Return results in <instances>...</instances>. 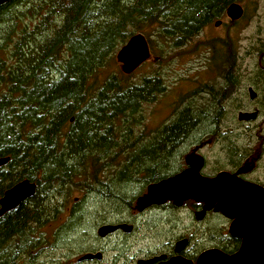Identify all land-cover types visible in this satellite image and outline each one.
Masks as SVG:
<instances>
[{
  "label": "trees",
  "instance_id": "trees-1",
  "mask_svg": "<svg viewBox=\"0 0 264 264\" xmlns=\"http://www.w3.org/2000/svg\"><path fill=\"white\" fill-rule=\"evenodd\" d=\"M235 1L9 0L0 5V159L8 158L0 167V197L24 179L35 184L29 199L0 217V264L30 258L46 242L39 230L57 218L69 192L91 188L101 178L96 174L102 163L84 158L116 150L117 115L147 102L151 81L146 78L139 84L122 81L127 76L97 78L114 53L134 34L149 30L162 45L180 44L183 34L203 28ZM181 117L166 136L169 143L191 128ZM161 143L139 155L142 167L164 170L171 149ZM253 146L229 145L227 155L235 159L239 149H257L262 162L264 146ZM95 191L98 200L114 201L111 193L100 194L101 185Z\"/></svg>",
  "mask_w": 264,
  "mask_h": 264
},
{
  "label": "flooded vegetation",
  "instance_id": "flooded-vegetation-1",
  "mask_svg": "<svg viewBox=\"0 0 264 264\" xmlns=\"http://www.w3.org/2000/svg\"><path fill=\"white\" fill-rule=\"evenodd\" d=\"M216 21H220L218 26H215ZM216 21L213 25L217 29L225 24L221 20ZM235 22L229 21L228 25H233ZM198 29L203 30L204 28H197L192 34H183L181 44L192 40L190 37L196 35ZM207 43L214 49H212L211 58L207 60L205 69L201 73L198 70L190 72L189 65L184 69L186 76L182 81H185L183 93L185 95L182 99L181 109L177 111L174 121L163 125L157 131L155 129L148 130L144 127L141 122L144 105L156 103V100L164 94L165 85L163 79L158 77L162 80L158 85L161 93L156 98L157 85L155 80L157 76L143 77L140 82H143L145 78L151 81L147 88L149 98L146 103L138 102L134 109L123 110L117 115L116 138L114 139L116 150L111 154H105L110 152L109 150L100 156L87 154L84 158L83 161H99L102 163V170L96 174L98 177L101 176L100 179H96L98 180L96 185H92L91 188H83L82 191L93 197L92 193L96 192L95 190L101 185L100 194L104 195L103 192L111 193L110 195L113 196L114 200H110L109 203L104 202L98 208L99 210H94L96 207L91 202V207H94L90 208L91 211L85 209L87 203L82 206V209H74V207L71 209V215L74 217L71 221L72 224L84 222L87 224L89 233L84 232V243H79L76 247L73 246V249L55 263L49 258V254H46L49 250L42 247L45 244L43 242L41 246L39 244L36 246V251L30 258L22 257L23 261L30 264H60L61 260L65 261L64 264H197L198 257L207 251H218L224 255H232L238 251L241 241L229 234L230 221L219 212L206 211L201 220H196V213L203 209L202 204L186 201L180 206H176L173 202L168 201L163 205H152L141 211L137 209L136 204L137 199L146 193L148 186L188 169L186 160L192 156L202 158V166L199 171L202 176L213 177L223 171L237 174L244 181L258 184L253 179H248L260 163L257 160L258 155L255 157L258 150H253V152L249 150L254 145L253 141L258 138L261 139L257 147L264 146V62L258 63L253 71L248 69L243 72L237 71V61H235L231 49H228L227 53L225 50H218L221 48V40L218 41V44L214 39H208ZM219 51H221L222 56ZM216 54L220 58H216V62L213 60V70L209 71L210 61L215 58ZM155 60L158 59L154 57L153 61ZM140 67L142 66L137 69ZM191 73H195V77H191ZM206 80H211V83H207ZM194 85L196 86L194 87ZM201 89L204 90L205 97L199 95ZM250 90L255 93L253 98H250ZM246 96L245 104L244 98L246 99ZM244 112H255L257 116L253 121H239L237 119L238 113ZM180 116H182L181 120H187L185 124L189 123L188 125L191 127L188 131L189 135H183L174 143H169L166 136L179 126L176 121ZM68 130L69 125L63 130L60 141L64 142ZM160 142H162L163 147L174 149V152L178 149L177 153L171 156V152L168 158H165L164 170L159 165L154 166V168L149 167L150 169L142 167L139 155L144 151L138 148L137 144L142 148L148 146V150H151L155 149ZM229 145L242 148L249 147V150L239 149L236 158L231 159L226 150ZM204 146L220 148L221 155L226 158L228 166L224 168L212 166L211 169L207 170L209 161L206 160L201 151ZM172 158L173 161L171 162ZM119 181H128V184L135 187L130 191L124 188H116V186H120ZM61 190L63 194L68 192L65 188ZM132 194H134L132 199L134 201L130 202ZM188 202L191 203L188 204ZM59 207H61L60 212L53 222L59 220L63 212L62 209H64L63 203H60ZM183 209H187L186 217L180 216L181 214L178 213ZM152 212L175 214L179 217L181 224H184L186 218L189 225H181L180 232L173 236L169 233L172 229L170 227L168 234H162L156 237L158 238L157 241H154V237L148 233L154 230L155 225L146 219L147 215ZM85 214L88 216L84 217ZM98 215L104 221L98 222L95 219L90 224L93 217H99ZM209 218H215L216 224H218L212 230L202 225ZM53 222L49 223L52 224ZM161 222L164 223V220ZM119 225H126L128 230L118 228L103 237L98 235V231L102 227ZM93 229L96 231L94 236ZM161 230L165 232L166 228ZM134 236L137 238H133ZM181 242L184 243L180 244ZM42 250L45 251L42 252ZM85 255H89L91 258L80 260ZM70 257H74V260L72 261ZM33 260H38V262H33Z\"/></svg>",
  "mask_w": 264,
  "mask_h": 264
},
{
  "label": "rangeland",
  "instance_id": "rangeland-1",
  "mask_svg": "<svg viewBox=\"0 0 264 264\" xmlns=\"http://www.w3.org/2000/svg\"><path fill=\"white\" fill-rule=\"evenodd\" d=\"M235 3L241 6L243 14L242 17L233 25H228L229 20L223 11L212 22L204 25L203 30H199L196 35L190 37L192 40H190L188 43L184 42L181 44L180 42V44H174L171 42L169 45H162L160 43V38L153 34L154 30H149L148 34H144V36L147 40L151 41V58L144 62L142 67L137 69L130 76L123 78L124 76L120 72V65L115 60L116 53H114L113 60H111V62L98 74L97 78L99 80H105L108 77L116 76L114 78L119 80H122L123 78L124 80L122 81H126L130 84L139 83L143 77L148 75H156L162 78L165 85V92L156 100V103L150 104L148 106L144 105L143 119L141 120V122L144 124V127L148 130L155 129L157 131L161 129L163 125L174 121L178 113L177 111L181 109L182 99H184L185 95L183 94L185 89V81H182L186 76L184 70L185 67L189 65L190 72L198 70L199 73H201V71L205 69L207 60L211 58L212 49H214V47L207 43L208 39H214L217 43L219 40H221V48H218V50H225L226 52L228 49H231L235 61H237V71L240 70L243 72L246 71V69L253 71L258 63L262 64V62H264V0H239L235 1ZM216 20L223 21L225 23L224 26L220 29H217L213 25ZM221 51L219 52L222 56ZM159 55H161V57H159ZM154 57H156L158 60L153 61ZM216 58L219 59L220 57L216 54L215 58L210 61L208 66L209 71L213 70V60L216 62ZM206 73L207 71L205 74ZM190 75L191 77H195V73H191ZM206 82L211 83V80H206ZM195 86L196 85H194V87ZM199 95L205 97L203 89L200 90ZM245 100L247 101V96L246 99L244 98V103ZM192 102L193 101L191 98V103ZM261 121H258V123H261ZM187 135H189V132ZM258 143L259 141L254 143L255 147L258 146ZM137 147L143 149L144 152L148 150V146L142 148L137 144ZM177 150L178 149H176L174 152V149H171V156H174L175 153H177ZM201 151L202 155L207 161H209V164L206 167L207 170L211 169L212 166L216 168H224L228 166L226 158L221 155L220 148L204 146ZM172 161L173 158L171 162ZM249 176L250 177H248V179L264 182V159L262 162L260 161L256 171H254ZM119 182L121 183V186H116V188L120 187L130 191L133 187H135L128 184V181ZM69 193V199L63 204L64 209H62L63 212L61 213L59 220L57 222H53L49 226H44L39 230V233L44 235L46 238V242L44 245H42V247H44L45 250H49L46 254H49V258L54 260L53 262L55 263L59 261V258L62 259L67 252L73 249V246L76 247L79 245V243H84L83 236H85L84 232L87 231V224L85 222L72 224L71 221L74 217L71 215V209H73V207L74 209H82V206L87 203L85 205V209L87 211H91L92 209L90 208H94L91 207L92 204L96 207L94 210H97L104 203L102 202V198L98 200L96 196L91 197V195L85 193L82 190L74 191L73 189ZM133 196L134 194L131 195L130 202L134 201L132 200ZM189 203L191 202H188V204ZM186 212L187 209H183L178 213L181 214L180 216L186 217ZM88 214H85L84 217H87ZM95 219H97L98 222L103 220V218L100 216L96 218L93 217L90 224L94 222ZM146 219L149 221V223L153 222L155 225L154 230L148 233V235L154 237V241L158 240L156 237L162 234H168V228L170 227H172V229L169 231V233L173 236L180 232L181 225H189V223L186 221V218L184 224H181L178 216L169 213L160 214L152 212L147 215ZM162 220H164V223L161 222ZM215 220V218H209L202 225L203 227L212 230L214 226L218 225L216 224ZM160 228H166V231L163 232ZM88 233L89 231L86 232V234ZM95 234L96 231L93 229V236ZM61 236L63 237L60 238ZM133 238H137V236H134ZM45 250H42V252ZM70 259L73 261L74 257H70ZM34 261L38 262V260H33V262ZM64 263L65 261L61 260L60 264ZM16 264L30 263L19 260Z\"/></svg>",
  "mask_w": 264,
  "mask_h": 264
},
{
  "label": "water",
  "instance_id": "water-1",
  "mask_svg": "<svg viewBox=\"0 0 264 264\" xmlns=\"http://www.w3.org/2000/svg\"><path fill=\"white\" fill-rule=\"evenodd\" d=\"M7 1L9 0H0V5ZM224 12L231 22L239 20L243 14L241 6L235 2L229 4ZM219 24V21L215 22V26ZM150 58L149 46L140 33L130 37L115 54L120 72L125 75L131 74ZM254 96L255 93L250 90V98ZM256 116L255 112H244L238 113L237 119L253 121ZM6 162L7 158L0 159V166ZM186 163L188 169L148 186L146 193L137 199V209L141 211L168 201L176 206L186 201L202 204L203 209L196 213V220H201L206 211L219 212L230 221L229 234L239 239L241 244L232 255H224L218 251L204 252L198 257L197 264H264V187L244 181L237 174L223 171L213 177L202 176L199 173L202 166L200 156H192ZM34 189L35 185L25 179L7 189L0 198V216L30 198ZM118 228L128 230L126 225L102 227L98 235L103 237ZM90 258L91 256L85 255L80 260Z\"/></svg>",
  "mask_w": 264,
  "mask_h": 264
},
{
  "label": "bare ground",
  "instance_id": "bare-ground-1",
  "mask_svg": "<svg viewBox=\"0 0 264 264\" xmlns=\"http://www.w3.org/2000/svg\"><path fill=\"white\" fill-rule=\"evenodd\" d=\"M231 3H233V2H231ZM231 3H229V4H231ZM229 4H228V5H229ZM228 5H227V6H228ZM212 21H213V20H212ZM216 22H217V21H216ZM219 22H220V21H219ZM143 36H144V35H143ZM131 37H132V36H131ZM144 37H145V36H144ZM129 39H130V38H129ZM129 39H128V40H129ZM128 40H127V41H128ZM145 40H146V42H147V44H148V41H147L146 37H145ZM127 41H126V43H127ZM126 43H125V44H126ZM125 44H123L119 49H121ZM148 46H149V44H148ZM119 49L116 51V53L119 51ZM142 65H143V64H141L140 66H142ZM135 70H136V69H135ZM135 70H134V71H135ZM134 71H133V72H134ZM133 72H132V73H133ZM121 73H122V72H121ZM132 73H131V74H132ZM131 74H129V75H131ZM122 75L125 76V77H126V76H129V75H125V74H123V73H122ZM85 153H86V152H85ZM3 159H6V158H3ZM7 161H8V158H7ZM6 163H7V162H6ZM4 165H5V164H4ZM2 166H3V165H2ZM0 167H1V166H0ZM25 180H26V179H25ZM30 183H32V182H30ZM32 184H34V183H32ZM34 185H35V184H34ZM34 190H35V189H34ZM1 197H2V196H1ZM1 197H0V198H1ZM28 199H29V198H28ZM3 215H4V214H3ZM0 217H1V216H0ZM28 258H29V257H28Z\"/></svg>",
  "mask_w": 264,
  "mask_h": 264
}]
</instances>
